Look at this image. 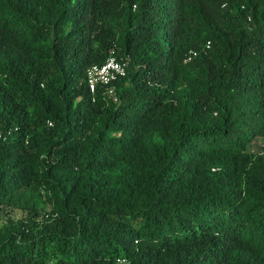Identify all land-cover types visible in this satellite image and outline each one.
<instances>
[{
    "label": "trees",
    "instance_id": "1",
    "mask_svg": "<svg viewBox=\"0 0 264 264\" xmlns=\"http://www.w3.org/2000/svg\"><path fill=\"white\" fill-rule=\"evenodd\" d=\"M0 264H264V0H0Z\"/></svg>",
    "mask_w": 264,
    "mask_h": 264
},
{
    "label": "built area",
    "instance_id": "2",
    "mask_svg": "<svg viewBox=\"0 0 264 264\" xmlns=\"http://www.w3.org/2000/svg\"><path fill=\"white\" fill-rule=\"evenodd\" d=\"M209 43H207L208 47ZM186 58V61L191 58V55H195V52ZM127 57H116L115 55H109L102 63L92 64L86 69V83L88 90L91 94L95 92L97 86H107V92L113 96L115 94L113 82L118 78L126 75L128 66ZM119 262H125V259H117Z\"/></svg>",
    "mask_w": 264,
    "mask_h": 264
},
{
    "label": "rangeland",
    "instance_id": "3",
    "mask_svg": "<svg viewBox=\"0 0 264 264\" xmlns=\"http://www.w3.org/2000/svg\"><path fill=\"white\" fill-rule=\"evenodd\" d=\"M260 148H261V142L259 140H255L253 143H251L248 146V150L252 151V152H257V151L260 150ZM33 197H34V199L37 200L38 206L40 208H43V209H46V210L49 208V205H48L46 199L42 195H39V194L35 193ZM20 214L21 213L19 211H15V212L12 213V216L17 218V217L20 216Z\"/></svg>",
    "mask_w": 264,
    "mask_h": 264
}]
</instances>
